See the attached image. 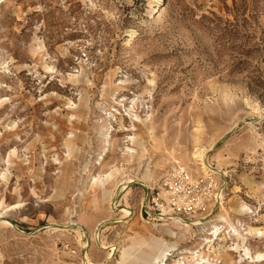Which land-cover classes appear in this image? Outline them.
I'll return each mask as SVG.
<instances>
[{"label":"rangeland","instance_id":"374dc122","mask_svg":"<svg viewBox=\"0 0 264 264\" xmlns=\"http://www.w3.org/2000/svg\"><path fill=\"white\" fill-rule=\"evenodd\" d=\"M176 168L223 197L185 244ZM2 222L0 264H264V0H0Z\"/></svg>","mask_w":264,"mask_h":264},{"label":"built area","instance_id":"2783aa9c","mask_svg":"<svg viewBox=\"0 0 264 264\" xmlns=\"http://www.w3.org/2000/svg\"><path fill=\"white\" fill-rule=\"evenodd\" d=\"M214 185L209 175L193 180L184 169H173L163 179V199L151 201L148 212L185 221L192 219L216 204Z\"/></svg>","mask_w":264,"mask_h":264},{"label":"bare ground","instance_id":"6f19581e","mask_svg":"<svg viewBox=\"0 0 264 264\" xmlns=\"http://www.w3.org/2000/svg\"><path fill=\"white\" fill-rule=\"evenodd\" d=\"M213 146H214V144H213ZM212 148V147H211ZM122 161L123 162H125V163H129V162H132V160H133V158H134V155H133V153L130 151V149H128V148H123L122 149ZM187 159H188V161L189 162H191L193 165H194V167L195 168H197V170L196 171H200V172H204V171H213V172H215V173H220V171H221V169H219V167H216V168H212L211 166H210V164H209V159L204 155V153L203 152H197V153H193V154H191V155H189L188 157H187ZM120 171H122V168L121 167H116L115 168V170H113L112 172H111V174L109 173V174H107L106 176H105V181L107 182V180L109 179V178H111L112 177V175L113 174H119V172ZM197 173V172H196ZM221 174V173H220ZM205 177H207V176H205ZM96 183H100V181L99 180H97L96 181ZM220 196V197H219ZM216 198H218V199H222L223 197H222V195H220V192H219V195H217V197ZM16 206H18V205H16ZM16 206H14V208H16ZM13 208V207H12ZM130 213H129V211L127 210V211H124L123 212V216H122V220H126L130 215H129ZM129 215V216H128ZM157 215V214H156ZM200 215V214H199ZM199 215H197V216H195L194 218H196V219H194V220H192V219H189V220H187V221H182L181 219H179V218H176V217H170V216H168V215H157V217H158V219H169V220H171V222H174L175 223V220H179V222L181 223V222H184V223H189V229H187V230H185V231H183V233L185 234V236H184V238H183V240L180 242V244H185V243H187L188 241H190V239H191V237H192V235H193V233H194V231H192V229L194 228V229H196L197 231H198V233H200L199 235H201V236H204V234L206 233V231H207V229H208V227L209 226H213V228L214 229H216L217 228V225H216V221L217 220H219V222H220V220H222L221 218V216H220V214H219V212H217V213H215L214 215H212V216H210V217H208V218H204V217H202V216H199ZM221 217V218H220ZM162 221H164V220H162ZM1 224V226L2 225H4L3 227H5V225H6V223L4 224V222H2V223H0ZM183 225V224H182ZM185 225V224H184ZM13 228V227H12ZM99 228V227H98ZM96 229V231H95V235H94V240H95V242H98V231H99V229ZM212 229V228H211ZM217 230V229H216ZM50 231L51 232H57L58 230L56 229V228H53V229H50ZM49 231V232H50ZM19 233H21V232H19ZM215 233V232H214ZM24 234V233H23ZM207 234H208V232H207ZM24 235H26V234H24ZM215 235V234H214ZM27 236V235H26ZM174 244V243H173ZM177 245V244H176ZM200 245V244H199ZM99 249L100 250H103V249H107L104 245H103V243L99 246ZM111 252L108 254V256H107V258H106V260L103 262V263H98V264H109L110 263V261L112 260V256H113V254L116 252V251H118V247H116L115 245L114 246H112L111 248ZM173 251H176V246H173V247H171V248H168V249H165V250H162L161 251V253H160V257H159V259L158 260H156L155 262H156V264H164V262L167 260V258L168 257H170V256H172L171 255V252H173ZM81 264H93V263H91L90 261H89V259L87 258V256H85V255H83L82 257H81ZM97 264V263H96Z\"/></svg>","mask_w":264,"mask_h":264},{"label":"water","instance_id":"95a60500","mask_svg":"<svg viewBox=\"0 0 264 264\" xmlns=\"http://www.w3.org/2000/svg\"><path fill=\"white\" fill-rule=\"evenodd\" d=\"M182 221H185V220H182ZM17 230V229H16ZM18 231V230H17ZM18 232H20V231H18ZM22 233V232H21Z\"/></svg>","mask_w":264,"mask_h":264}]
</instances>
